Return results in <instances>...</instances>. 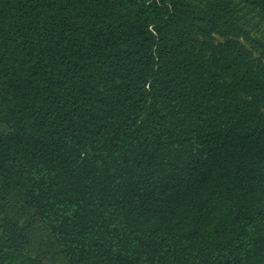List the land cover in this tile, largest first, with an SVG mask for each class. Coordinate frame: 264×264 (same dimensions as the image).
Instances as JSON below:
<instances>
[{
	"label": "trees",
	"instance_id": "trees-1",
	"mask_svg": "<svg viewBox=\"0 0 264 264\" xmlns=\"http://www.w3.org/2000/svg\"><path fill=\"white\" fill-rule=\"evenodd\" d=\"M9 202L0 264H264V0H0Z\"/></svg>",
	"mask_w": 264,
	"mask_h": 264
},
{
	"label": "rangeland",
	"instance_id": "rangeland-1",
	"mask_svg": "<svg viewBox=\"0 0 264 264\" xmlns=\"http://www.w3.org/2000/svg\"><path fill=\"white\" fill-rule=\"evenodd\" d=\"M4 219L12 220L17 222L18 227H27L33 231L36 235L44 231V225L42 220L35 215L32 209L24 207L18 203L9 202L2 206L0 209V221ZM31 225V226H28ZM35 251L37 248H33Z\"/></svg>",
	"mask_w": 264,
	"mask_h": 264
}]
</instances>
